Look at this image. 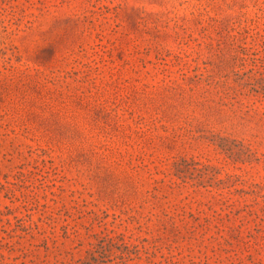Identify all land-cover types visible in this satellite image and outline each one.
Wrapping results in <instances>:
<instances>
[{"label":"rangeland","instance_id":"rangeland-1","mask_svg":"<svg viewBox=\"0 0 264 264\" xmlns=\"http://www.w3.org/2000/svg\"><path fill=\"white\" fill-rule=\"evenodd\" d=\"M0 264H264V0H0Z\"/></svg>","mask_w":264,"mask_h":264}]
</instances>
